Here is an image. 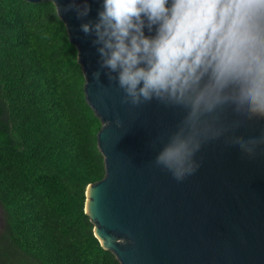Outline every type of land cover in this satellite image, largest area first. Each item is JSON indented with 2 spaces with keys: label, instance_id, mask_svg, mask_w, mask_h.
I'll use <instances>...</instances> for the list:
<instances>
[{
  "label": "clouds",
  "instance_id": "clouds-1",
  "mask_svg": "<svg viewBox=\"0 0 264 264\" xmlns=\"http://www.w3.org/2000/svg\"><path fill=\"white\" fill-rule=\"evenodd\" d=\"M53 2L60 18L91 12L88 0ZM80 31L99 55L92 78L99 83L104 70L122 105L155 102L178 117L149 145L162 144L152 165L177 183L216 142L241 160L264 158V0H103Z\"/></svg>",
  "mask_w": 264,
  "mask_h": 264
},
{
  "label": "water",
  "instance_id": "water-1",
  "mask_svg": "<svg viewBox=\"0 0 264 264\" xmlns=\"http://www.w3.org/2000/svg\"><path fill=\"white\" fill-rule=\"evenodd\" d=\"M102 2L88 0L84 20L75 13L59 17L77 49L86 101L102 123L97 146L105 174L87 186L85 201L94 235L120 264H264V158L247 162L216 142L198 154L201 168L182 183L154 167L162 144L149 145L178 117L155 102L122 105V91L104 70L99 83L92 78L99 55L80 25L97 19Z\"/></svg>",
  "mask_w": 264,
  "mask_h": 264
},
{
  "label": "trees",
  "instance_id": "trees-1",
  "mask_svg": "<svg viewBox=\"0 0 264 264\" xmlns=\"http://www.w3.org/2000/svg\"><path fill=\"white\" fill-rule=\"evenodd\" d=\"M51 1L0 0V264H120L94 235L102 123Z\"/></svg>",
  "mask_w": 264,
  "mask_h": 264
},
{
  "label": "rangeland",
  "instance_id": "rangeland-1",
  "mask_svg": "<svg viewBox=\"0 0 264 264\" xmlns=\"http://www.w3.org/2000/svg\"><path fill=\"white\" fill-rule=\"evenodd\" d=\"M3 221H4V219H3V211H2V209L0 207V232L2 230Z\"/></svg>",
  "mask_w": 264,
  "mask_h": 264
},
{
  "label": "flooded vegetation",
  "instance_id": "flooded-vegetation-1",
  "mask_svg": "<svg viewBox=\"0 0 264 264\" xmlns=\"http://www.w3.org/2000/svg\"><path fill=\"white\" fill-rule=\"evenodd\" d=\"M1 207V206H0Z\"/></svg>",
  "mask_w": 264,
  "mask_h": 264
}]
</instances>
